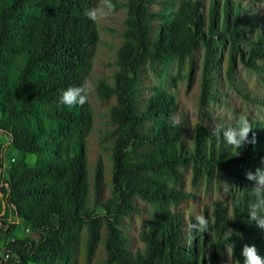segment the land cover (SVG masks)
I'll use <instances>...</instances> for the list:
<instances>
[{
  "label": "trees",
  "instance_id": "16d2710c",
  "mask_svg": "<svg viewBox=\"0 0 264 264\" xmlns=\"http://www.w3.org/2000/svg\"><path fill=\"white\" fill-rule=\"evenodd\" d=\"M93 1L0 0V131L14 152L3 178L8 190L0 197V233L7 237L2 249L9 253L5 264H72L83 231L88 258L102 240L103 264H204L208 250V264H216L224 245L237 262H243L244 245H254L264 257V229L250 223L247 214L248 189L231 197L230 208L216 201L207 232L189 229L186 244L181 243L182 217L173 211L150 219L139 234L143 251H129L119 229L122 217L136 210V197L152 204L179 202L180 168L190 165L196 180L203 169L221 172L264 160V122L249 120L248 139L256 142L230 157L233 149L222 134L213 135L200 124L194 126L192 147L187 146L183 122L168 124L176 108L171 93L154 88L144 102L139 100L146 63L156 72L157 62L175 58L180 67L198 44L203 49L200 104L209 96L212 68L225 47L229 71L239 53L242 62L257 69L255 62L264 60V33H256L245 51L239 45L243 28L254 25V18L232 0H211L207 10L199 0H182L172 12H151L148 4L156 0H126L113 83L100 79L97 86L101 99L115 98L109 112L115 135L111 194L101 202V162L91 184L88 179L89 103L59 104L64 90L87 78L89 46L98 33L83 13ZM25 228L38 240L29 239Z\"/></svg>",
  "mask_w": 264,
  "mask_h": 264
},
{
  "label": "rangeland",
  "instance_id": "374dc122",
  "mask_svg": "<svg viewBox=\"0 0 264 264\" xmlns=\"http://www.w3.org/2000/svg\"><path fill=\"white\" fill-rule=\"evenodd\" d=\"M182 0H156L155 3L148 4L151 12L166 10L172 12L177 9ZM201 1L204 10H207L211 0ZM221 1V0H218ZM126 0H112L113 10L106 18H101L95 23L98 33V40L89 46V70L86 80L91 87L89 96V108L92 122L85 135L86 155L88 160V179L92 183L93 171L96 162H101L103 171V193L101 202L105 201L111 194V178L113 162L111 159L112 147L114 145V125L109 119L111 106L115 104L113 95L107 99L98 96L97 86L100 79H104L109 84L113 83V74L117 70L116 53L124 40L123 31L126 27L125 20L127 10L124 7ZM239 2L246 13L254 20V25H247L243 28V34L239 38V45L242 50H246L250 41L258 32L264 33V0H232ZM100 0L93 1V7H97ZM157 21H154L155 25ZM153 25V26H154ZM153 28L149 36L154 35ZM246 54L243 51H240ZM202 55L203 49L200 44L192 50L190 56L184 61L182 66H178L175 58L168 63L159 61L155 64L156 72H152L146 63L141 73L142 91L139 95L140 102L154 92V88H159L171 93L176 103L175 115L180 119L186 128L184 140L187 146L192 147V137L194 126L202 125L209 132H213L216 125L233 123L240 114L245 115L248 120L259 123L264 122V60H257V69L241 61V54H237L231 67L228 70L227 47L222 51L220 58L216 59L211 72L212 84L209 96L200 104V81L202 75ZM242 55V56H243ZM178 76L175 82L173 76ZM0 141L8 142L7 136L0 134ZM14 154L10 146L5 148L4 159ZM33 164V158L29 159ZM8 163V162H7ZM257 168L264 169L262 160L250 164H238L229 170L217 172L215 168L210 171L203 169L198 179L192 178L190 165L180 168L181 178L176 189L183 192V198L174 204H152L139 198H134L133 202L136 210L123 216L119 229L127 239L126 248L135 252L143 251L144 244L139 239V234L146 231L148 222L153 217H158L164 211H173L182 217L181 243H187L189 231V218L195 219L197 215L205 216L209 223H212L213 204L216 201L222 202L229 207L230 199L238 194L242 189H250L254 186V181L246 178V173L255 172ZM89 203L92 201V188L89 193ZM230 208V207H229ZM229 214V210H228ZM18 224V221L15 222ZM25 231V229H24ZM233 228L229 229V232ZM207 232V231H206ZM225 233V232H224ZM228 233V232H226ZM27 237L34 241L38 236L33 233H26ZM101 238L104 230L101 229ZM18 236H22L18 234ZM85 233L83 231L81 240L73 255L72 264H103L106 253L102 240L97 244L93 255L88 258L84 250ZM190 240V239H188ZM7 241V237L0 233V260L5 258L2 247ZM204 264H208V255ZM222 255L216 264H243L233 259L230 248L224 245Z\"/></svg>",
  "mask_w": 264,
  "mask_h": 264
},
{
  "label": "clouds",
  "instance_id": "9594fccd",
  "mask_svg": "<svg viewBox=\"0 0 264 264\" xmlns=\"http://www.w3.org/2000/svg\"><path fill=\"white\" fill-rule=\"evenodd\" d=\"M114 5L112 0H100L97 7L85 9L84 16L96 23L101 18H106L113 10ZM91 93V87L87 80L78 86L68 87L64 90L59 98V104L69 108L73 106H84ZM168 124L171 127H179L182 121L175 115H170ZM252 131V126L248 118L240 114L235 123L228 127L216 125L212 132L213 135L222 134L224 142L233 149L230 157H239L241 149L247 143H255V137L249 140V133ZM264 163V160H262ZM246 178L254 181V186L248 189V203L247 214L249 221L255 222V226L259 229H264V169L257 168L253 173L251 171L246 173ZM209 221L203 215H197L193 223L189 224V229L192 232H206L208 230ZM243 264H264V257L258 254L254 245H244L241 251Z\"/></svg>",
  "mask_w": 264,
  "mask_h": 264
},
{
  "label": "built area",
  "instance_id": "2783aa9c",
  "mask_svg": "<svg viewBox=\"0 0 264 264\" xmlns=\"http://www.w3.org/2000/svg\"><path fill=\"white\" fill-rule=\"evenodd\" d=\"M0 134H2V132L0 131ZM8 147V142L6 141V143H4V145L0 148V197L3 196V191H7L8 190V184L4 181V175H5V168L7 166V162L4 159V151L5 148ZM10 158V157H9ZM8 158V159H9ZM10 222V220H8ZM17 221V220H16ZM0 225H1V220H0ZM25 233H28L29 230L27 229V231H24ZM9 257V253L6 252L5 253V258H3L2 260H6Z\"/></svg>",
  "mask_w": 264,
  "mask_h": 264
},
{
  "label": "bare ground",
  "instance_id": "6f19581e",
  "mask_svg": "<svg viewBox=\"0 0 264 264\" xmlns=\"http://www.w3.org/2000/svg\"><path fill=\"white\" fill-rule=\"evenodd\" d=\"M11 161H14V159H13V158H11ZM25 231H27V228H25Z\"/></svg>",
  "mask_w": 264,
  "mask_h": 264
}]
</instances>
